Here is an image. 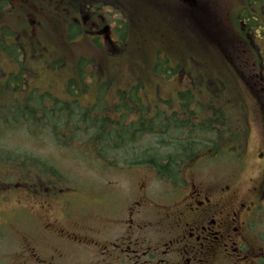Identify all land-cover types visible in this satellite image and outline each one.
Returning a JSON list of instances; mask_svg holds the SVG:
<instances>
[{"label":"flooded vegetation","instance_id":"flooded-vegetation-1","mask_svg":"<svg viewBox=\"0 0 264 264\" xmlns=\"http://www.w3.org/2000/svg\"><path fill=\"white\" fill-rule=\"evenodd\" d=\"M262 3L0 0V107L4 100L34 112L25 118L41 131L60 114L73 128H100L103 134L88 128L47 136L87 146L88 157H81L101 173L137 177L118 214L83 218L84 209L110 206L106 186L82 190L63 177L58 187L45 184L40 173L11 183V171L0 173V245L12 237L10 229L18 230L20 244L7 253L9 263L4 255L0 264L13 258L17 264H264ZM192 41L201 53L188 48L177 55L171 48ZM148 45L154 47L148 73L164 86L96 84L107 76V64L118 70ZM44 63L53 64L54 74V67L69 69L67 85L43 78ZM117 125L119 134L126 127L133 132L128 151L113 145L121 135H105ZM253 126L259 135L251 150ZM163 135L168 142L170 136L187 140L190 154L168 162L165 171L134 157L121 160ZM94 219L104 220L96 228ZM27 231L37 240L23 235Z\"/></svg>","mask_w":264,"mask_h":264},{"label":"rangeland","instance_id":"rangeland-1","mask_svg":"<svg viewBox=\"0 0 264 264\" xmlns=\"http://www.w3.org/2000/svg\"><path fill=\"white\" fill-rule=\"evenodd\" d=\"M149 24L154 28L157 26L155 17L152 18V21ZM192 45H193V41L191 42V45L187 47H183L181 45H173L171 48L173 51H176L178 53H182L186 49L191 48L192 49L191 52L193 55L198 54L197 52L199 53L202 52L201 46L191 47ZM153 48L154 47L151 45L142 48L140 52H136L137 56L134 58V60L136 61L133 63L130 62L131 65L135 66L137 71L142 75L146 71L148 73L147 63L149 62L148 58ZM227 54L230 55L232 54V52H228ZM121 65L123 69L122 72H120V76L117 82H114L116 75L111 78V80L114 82V86L127 85L128 83L133 81V79L131 78V76H133L132 72L129 74V70H131L132 68L129 66V64L126 63H121ZM53 71L55 72V74L50 71H44L43 78L50 77L54 81L55 80L61 81L58 86L63 85L62 81L66 79L65 77L69 74V69H66L61 66L59 68L54 67ZM133 77L136 80V76ZM140 78L141 77L139 76V79ZM152 83L153 81L149 82L148 86H151ZM96 84L100 85L97 82ZM2 102L3 104H2L1 114L4 116L7 115L9 117H15L17 119L19 114L16 116L15 114H13V112H15L16 110H20L21 108L14 107L12 106V104L7 103L4 100ZM21 110L24 111L26 114H28V111H26L25 109H21ZM253 130L254 131L252 132V136H251V150L255 149L256 141L259 135L255 126H253ZM0 132L4 133L2 127ZM14 133L17 134L16 137L12 139L8 137L2 139V143H6L7 144L6 146L8 147L5 148L4 151L0 152V158L10 159L13 163L15 159L21 160L30 154H32L33 156L36 155L38 157H41V159L43 160L49 161L51 165L57 167L62 174H64L70 179V181L72 182L71 184L78 189L97 190L98 192H101L105 186L107 187L108 198L111 200L110 206L101 207L97 204L93 205L90 209H84L86 211V214H83V218H86L88 216H92V218H101L102 216L105 215L118 214L117 211L119 209L118 207H122L124 205L125 201L129 198L130 193L137 182V177L134 174L124 173V172L117 174H112L111 172H108L107 174H104L100 172V168L97 165H92V166L87 165L86 159L80 157V156L88 157L87 156L88 153L86 151H88L89 148L87 146L83 145L82 147H76L75 144H73L72 146H69L67 148L68 151L65 152V149H62L61 147L57 146L58 144L56 142H51L52 139L50 138H43V140H41V143H36V141H34L32 138L33 131H29L28 128L25 130L24 129L15 130ZM34 133L36 135L41 134L40 131L35 128H34ZM159 140H164V137L159 138L158 141ZM154 141L158 142L157 139ZM154 141L150 143L142 142V144L148 147L151 145L155 146ZM69 151H71L72 155L77 156V158L72 157ZM251 157L254 158V156ZM6 167L8 168L10 166L7 165ZM89 169H93V171H90ZM27 170L30 171V169ZM10 171H14V170H10ZM21 171L25 172V170H21ZM0 172L3 173L4 170H0ZM14 176L15 175H13L12 177L14 178ZM13 183H18L17 179H14ZM30 183H34V182L31 181ZM30 216H32L33 218H38L39 216L44 218V214L42 213L40 214L36 211H30ZM103 220L104 219L102 220L94 219L92 220V225L98 228L102 224ZM17 232L18 230L10 229V234L12 235V237L10 238V240L8 239V241L2 244L3 246L0 245V261L2 260L1 257L5 255V261L9 263V257H8L9 254L7 253L9 252L14 253L19 248L20 244L18 242L17 237L14 235ZM23 235L32 237L37 240V237L33 235L31 232L27 231L23 233ZM10 262L12 264H17L18 260L13 258ZM79 262H80L79 260L71 261V263L74 264H78Z\"/></svg>","mask_w":264,"mask_h":264},{"label":"trees","instance_id":"trees-1","mask_svg":"<svg viewBox=\"0 0 264 264\" xmlns=\"http://www.w3.org/2000/svg\"><path fill=\"white\" fill-rule=\"evenodd\" d=\"M262 6H264V0H262ZM256 6H259L258 4H255ZM252 16H257L260 17L262 16V13L260 11H253L252 12ZM72 85L71 83H68V86ZM0 97H2V95H0ZM18 108L23 109L21 106H18ZM16 110L15 112H13V114H15L16 116L19 114L18 118L16 119L15 117H9V116H4L1 114L0 111V130L2 127V130H4V133L0 132V135L5 136L8 132L12 131V130H20V129H25L27 127V125L23 126V120H24V115H26V113L22 110ZM33 113V114H32ZM34 115V112L28 111V115ZM62 114H60V116L58 118H56L57 122L55 124L52 125V133H54L55 135H69L71 133V129L74 130V132L76 134H83L84 132H87L88 128L91 129L93 131H97V134H103V132H101L100 128L96 129L95 127H83V128H77V127H72L71 125H67L66 123L68 121H70L69 118L68 121H65L62 117ZM11 119V120H9ZM55 120V119H54ZM115 126L113 127H108L107 128V132L105 133V135L109 136L111 134H119L122 131V126L119 125V129L117 131H115L114 129ZM20 128V129H19ZM137 128V127H134ZM159 129L164 130L165 127L163 126H159ZM129 127L124 128V132L119 134L121 136H119L118 139H114L113 141L115 143H113V145H122L121 147L123 151H128L130 150V148H127V146L129 145H135L132 141H128V137L132 136L133 132L129 133ZM161 137H164V140H159L157 139L158 142L154 141L155 146H146L147 149L144 150L143 147H139V149L136 150L132 149V151L125 155L124 157H122L121 160H126V159H132V157L136 158L138 161L142 162V163H155L156 166L159 167V169L161 170H166L168 168V162H173L172 164L176 165V162L181 159L182 155L184 154V152H187L188 155L191 152V147H190V143L187 142V140H183V141H177L175 139V137L170 136V142L167 141L166 138H168L167 135H163ZM121 138H123L121 140ZM68 140V139H67ZM62 141V140H60ZM68 142L70 143L71 141L68 140ZM152 142V141H151ZM150 143V142H148ZM133 147V146H132ZM120 148V147H119ZM166 148V149H165ZM172 150L173 153L170 155H163V153H159V151H165V150ZM144 150V151H143ZM26 159H15L13 161V166L12 168H19V167H23L22 166L24 163H27L29 165H34L35 168H42L44 170V174L46 175H54L56 177H58V179H60L59 174L54 172L55 167L53 165H50L48 163V161L46 160H39L38 158L35 157H29L26 156ZM166 163V165H164V163ZM19 166V167H17ZM166 176V174H164Z\"/></svg>","mask_w":264,"mask_h":264},{"label":"bare ground","instance_id":"bare-ground-1","mask_svg":"<svg viewBox=\"0 0 264 264\" xmlns=\"http://www.w3.org/2000/svg\"><path fill=\"white\" fill-rule=\"evenodd\" d=\"M114 129H115V131H117L118 129H119V126L117 125V126H115L114 127ZM123 161H127V162H130L131 161V159H126V160H123ZM142 163V162H141Z\"/></svg>","mask_w":264,"mask_h":264}]
</instances>
